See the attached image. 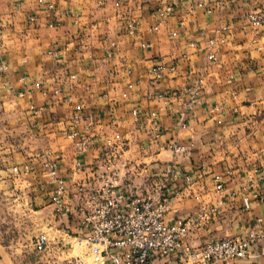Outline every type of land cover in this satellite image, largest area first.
Instances as JSON below:
<instances>
[{"label":"crops","instance_id":"obj_1","mask_svg":"<svg viewBox=\"0 0 264 264\" xmlns=\"http://www.w3.org/2000/svg\"><path fill=\"white\" fill-rule=\"evenodd\" d=\"M167 6L173 14L154 31L156 9ZM257 8L264 10V0H23L18 6L0 0V65L7 66L0 71V264H13L10 251L19 247L13 230L18 207L26 229H33L39 214L40 228L79 235L77 202L67 191L61 206L69 211H57L45 164L56 163L67 185L87 184L111 133L128 140L123 159L151 175L174 164L178 177L167 191L166 221H183L222 202L220 216L191 230V246L242 235L264 218V180L252 172L264 161V28L244 21ZM130 22L133 35L127 32ZM225 26L228 31H219ZM216 37L224 43L209 61L207 41ZM158 63L165 71L155 82L149 70ZM198 77L199 100L187 111L188 97L171 94ZM36 82L61 94L45 96L33 88ZM76 105L82 108L77 120ZM212 108L218 111L211 114ZM183 121L186 127L179 129ZM73 131L89 138L86 151L76 150L77 140L68 137ZM171 141L185 146L186 154L167 151ZM226 171L232 175L218 193L212 176ZM132 180L134 191L142 193V176ZM238 264H264V240Z\"/></svg>","mask_w":264,"mask_h":264},{"label":"built area","instance_id":"obj_2","mask_svg":"<svg viewBox=\"0 0 264 264\" xmlns=\"http://www.w3.org/2000/svg\"><path fill=\"white\" fill-rule=\"evenodd\" d=\"M23 0H16L20 5ZM39 3L42 0H38ZM115 7L119 6L118 1ZM198 7H202L198 3ZM49 9L53 6L49 5ZM174 12L173 7L167 6L157 8L155 14L158 18V29L161 23L169 18ZM29 23L35 21L34 17L29 18ZM244 21L252 28H264V10L257 8L244 15ZM54 26L53 24L49 25ZM127 32L134 34L133 23L126 25ZM225 26L219 31H228ZM224 43V38L216 37L207 41V59L214 61L213 49L216 45ZM194 47V44H191ZM108 50V56H112V48ZM148 48V44H142ZM7 70V66L0 65V71ZM165 67L158 63L149 70L153 81H159L164 75ZM72 80L75 76L70 77ZM202 79L196 78L191 87L182 89L180 92H173L171 96L184 94L188 97L185 103L187 111L192 110L199 100ZM35 90L41 91L45 96L52 97L61 94L58 88L48 90L40 82L33 84ZM132 86H128L131 90ZM123 98L127 94H122ZM68 101V100H67ZM34 110V107H30ZM80 105L75 106L77 115L74 119L81 117ZM212 108L211 114L217 112ZM155 116L154 113L151 114ZM132 117L138 128V112L133 111ZM185 122L179 124V129H184ZM158 126H153V132L157 134ZM68 137L77 140L75 147L77 151L84 152L90 146L87 137L80 136L73 131ZM129 149L128 140L114 133L105 137L104 146L99 158L96 160L91 171L90 182L83 184L72 181L66 184L59 176L56 163H46L50 180L54 186L51 196V203L57 206V211H69L61 206L65 192L70 191L77 202L76 214L79 216V237L78 241L83 243L86 254L96 264H238V262L250 255L253 244L264 240V218H257L254 225L242 235L230 236L222 239H215L203 245L193 247L188 242L191 230L201 228L213 218L220 216L221 201L216 202L208 208H204L190 215L183 221L168 222L166 215L170 210L171 198L168 189L178 177L173 163L167 165L157 175H151L145 168L123 159V154ZM165 149L174 157L183 156L187 148L177 142L171 141L165 145ZM138 169H140L138 171ZM27 171L28 167L24 166ZM255 180H264V161L252 171ZM18 170L13 168V174ZM139 173L142 176L144 191L136 193L133 189V176ZM231 172L224 174L215 173L212 176L215 191L220 193L224 190L226 177H231ZM189 182V177H184ZM234 194H231V197ZM254 199L262 200L258 194L253 195ZM244 210H249V197L242 198ZM46 240L43 236L35 242L36 250L42 252L46 248Z\"/></svg>","mask_w":264,"mask_h":264},{"label":"rangeland","instance_id":"obj_3","mask_svg":"<svg viewBox=\"0 0 264 264\" xmlns=\"http://www.w3.org/2000/svg\"><path fill=\"white\" fill-rule=\"evenodd\" d=\"M0 46H3L2 49L5 47L4 44ZM41 218V215L35 214L33 229L31 227L26 229L25 213L23 214L18 207L15 217L17 225L13 230L16 231L19 247L16 250H9L13 264H96L86 254L84 244L78 241L79 235L69 234V238L63 234L59 236L55 230L40 228ZM3 225L6 226L5 223ZM41 236L45 238L47 244L45 250L39 252L36 250L35 242ZM59 240L63 243H59Z\"/></svg>","mask_w":264,"mask_h":264}]
</instances>
